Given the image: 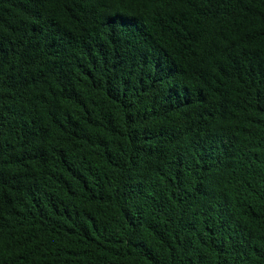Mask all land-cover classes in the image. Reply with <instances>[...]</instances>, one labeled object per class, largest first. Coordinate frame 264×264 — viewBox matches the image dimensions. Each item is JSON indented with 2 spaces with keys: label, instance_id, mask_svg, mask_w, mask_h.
Returning a JSON list of instances; mask_svg holds the SVG:
<instances>
[{
  "label": "trees",
  "instance_id": "trees-1",
  "mask_svg": "<svg viewBox=\"0 0 264 264\" xmlns=\"http://www.w3.org/2000/svg\"><path fill=\"white\" fill-rule=\"evenodd\" d=\"M0 264H264V0H0Z\"/></svg>",
  "mask_w": 264,
  "mask_h": 264
}]
</instances>
